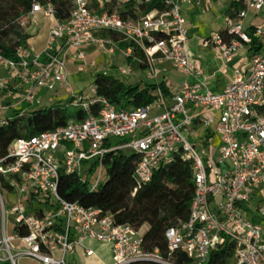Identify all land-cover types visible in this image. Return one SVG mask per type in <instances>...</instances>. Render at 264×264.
<instances>
[{
    "label": "built area",
    "instance_id": "2783aa9c",
    "mask_svg": "<svg viewBox=\"0 0 264 264\" xmlns=\"http://www.w3.org/2000/svg\"><path fill=\"white\" fill-rule=\"evenodd\" d=\"M94 1L95 6L93 0H72L68 16L61 18L52 2L32 0L16 19L22 28L44 23L46 30L39 49L28 41L16 47L15 58L0 53V121L11 110L22 114L38 104L42 91L64 85L68 61L77 62L78 72L93 70V77L95 71L111 74L86 61L90 45L103 53L119 48L131 60L116 69L117 75L112 73L115 77L130 75L132 65L142 63L155 80L154 102L118 108L97 93L93 80L71 96L70 104L83 109L84 117L9 143L0 156V264H18L20 258L66 264L76 246L86 256L95 255L87 241L107 245L111 264H210L220 251L227 264H264V225L253 214L264 217V0H241L243 7L224 17V37L213 32L203 41L223 63L244 50L245 65L235 67L218 92L200 78L201 67L187 48L180 6L201 0H138L158 5L136 18L107 9L105 0ZM249 11L262 18L253 31L258 51L250 50L252 37L244 29ZM165 63L194 80L165 94L157 81L169 70ZM116 138L125 140L115 143ZM118 150L135 153L138 185L176 157L191 163L194 192L188 217L166 228L165 254L145 251L140 229L116 223L99 207L64 200L57 192L61 168L95 191L106 156ZM253 197L258 202L254 209ZM180 256L188 259L178 261Z\"/></svg>",
    "mask_w": 264,
    "mask_h": 264
},
{
    "label": "trees",
    "instance_id": "16d2710c",
    "mask_svg": "<svg viewBox=\"0 0 264 264\" xmlns=\"http://www.w3.org/2000/svg\"><path fill=\"white\" fill-rule=\"evenodd\" d=\"M54 4L57 16L65 18L72 7V0H47ZM32 0H0V53L8 58H15L17 46L26 44L30 33L16 21L26 13ZM156 2L139 4L138 0H128L124 6L117 9L123 17L136 18L138 14L148 12ZM113 10L112 4H106ZM241 0L230 2L227 13L233 9L242 8ZM251 37L250 50L258 51L261 45L253 35L254 25H244ZM225 35L224 30L219 31ZM116 39V36H112ZM128 62H131L128 59ZM136 68H143L142 63H134ZM97 93L105 96L118 108H136L154 102V83H125L112 73L103 75L98 71L93 73ZM160 87L165 94L169 93L163 81ZM71 97L63 103L47 102L42 105V99L23 112L11 110L3 121H0V156L5 154L12 139L30 136L34 133L65 125L70 120H78L86 114L76 107L68 110ZM116 138L115 143L124 141ZM136 155L129 150L115 151L105 158V177L95 191H91L76 174L66 173L63 168L59 172L57 192L61 198L70 202H78L87 207H99L109 212L116 223H127L136 229H143L142 243L145 251L158 249L165 254L167 241L165 230L188 217L189 206L194 192L193 171L189 161L176 157L171 163L156 168L151 179L138 185L134 177ZM136 188V190H135ZM134 192V193H133ZM230 247L227 248V250ZM223 251H220L221 254ZM210 264H227L225 255H218ZM230 256V252L226 253ZM188 259L178 257V261ZM134 264H158L152 261H139Z\"/></svg>",
    "mask_w": 264,
    "mask_h": 264
},
{
    "label": "rangeland",
    "instance_id": "374dc122",
    "mask_svg": "<svg viewBox=\"0 0 264 264\" xmlns=\"http://www.w3.org/2000/svg\"><path fill=\"white\" fill-rule=\"evenodd\" d=\"M252 20L251 14H248V16L245 18V24L248 25L250 21ZM45 24L44 23H38L37 25H31L28 28H24L25 31L30 33V37L28 39L29 42L32 43V45L39 49L42 46L43 43V36L45 34ZM86 53V61H93L96 63V68L100 69L105 68L109 70V72L117 75L116 69L119 66H126L128 61L124 58L121 51L116 49L115 53L109 54V53H103L94 45H90L86 47L85 50ZM100 64H104L103 67H100ZM67 70H68V77L67 81L62 86H57L52 91H42L40 94V97L42 99V105L45 103L52 102V103H63L66 101V99L70 98L72 95L77 94L80 90L86 89L88 85L94 80V77L91 72L93 70H87L83 72L77 71V62L76 61H68L67 62ZM169 68L168 72L164 75H159L157 78L158 82L161 81H170L172 83V86L176 88L177 85L180 84L182 78L181 74H179L172 66L168 63L166 64ZM3 72L2 67L0 66V74ZM119 77V76H118ZM125 83H135L138 81H142L143 83H154V79H150L148 77V73L144 69H135V67L132 65V73L128 76L120 77ZM68 110H73L77 106L69 104L67 105ZM14 141H16V138L12 139L10 144H12ZM94 177H96V172H94L92 175L88 176L89 181H93ZM103 177H105V172L103 173ZM258 205L257 200L255 197L252 198V205L250 208L254 209L255 206ZM255 220L260 223L261 225H264V217H259L257 215V212L253 210ZM144 227L140 229V231H143ZM8 231H11V228L8 227ZM89 246H91L96 256H93V258H86L82 254V251L79 248H76L72 253L67 254L65 257L66 264H111V256L108 247L105 244H102L97 241H87L86 242ZM4 255V253H2ZM102 260V262L99 260ZM18 264H35L33 261L25 258L18 259ZM232 264H234V260L232 261Z\"/></svg>",
    "mask_w": 264,
    "mask_h": 264
},
{
    "label": "crops",
    "instance_id": "0c3cea01",
    "mask_svg": "<svg viewBox=\"0 0 264 264\" xmlns=\"http://www.w3.org/2000/svg\"><path fill=\"white\" fill-rule=\"evenodd\" d=\"M105 1L108 4H112L114 7L113 10H117L118 8L124 6L125 2L128 0ZM231 1L234 0H201L199 3L194 5L181 4L180 6L181 14L186 19L187 24V48L190 52L192 60L198 62L201 67L202 73L200 78L204 80L206 86L213 92L222 90L223 87L231 80L235 67L245 65L243 63L244 50H240L231 61L223 63L212 45H203V41L207 39L211 33L219 32L220 30L224 29L223 20L228 14L226 11L230 6ZM92 4L94 6L96 5L94 0ZM248 14H251L252 17V20L248 25L255 26L256 24L260 23L262 19L260 16L256 15L252 11H249ZM115 51L113 53H115ZM166 64L168 63H165L164 65L167 66ZM99 66L103 67L104 64H100ZM181 78L182 80L180 84L176 86V88L172 86L170 81H168L169 86L167 87L170 91L173 92L178 90L184 80L189 82L194 80L193 76L182 75ZM86 245L91 247L87 243ZM76 248H79L82 251V254L86 256L82 247L76 246L75 249ZM93 256H96V254L92 256H86V258H93ZM100 261L102 262V260Z\"/></svg>",
    "mask_w": 264,
    "mask_h": 264
}]
</instances>
